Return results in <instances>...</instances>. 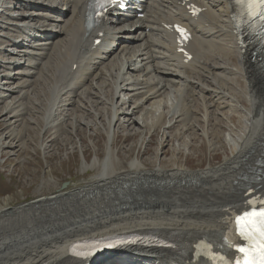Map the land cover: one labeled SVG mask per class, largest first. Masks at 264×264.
Returning <instances> with one entry per match:
<instances>
[{
	"label": "bare ground",
	"instance_id": "bare-ground-1",
	"mask_svg": "<svg viewBox=\"0 0 264 264\" xmlns=\"http://www.w3.org/2000/svg\"><path fill=\"white\" fill-rule=\"evenodd\" d=\"M190 1L202 8L195 17L177 0H145L146 17L130 24L122 23L134 16L109 12L93 32H104V42L94 46L85 28L88 0H0V122L7 129L0 134V162L3 148L27 152L37 131L31 156L39 151L46 165L39 176L26 167L8 170L19 171L21 181L0 198V264H151L153 257L209 264L192 260L196 241L220 237L228 215L264 195V65L253 42L238 45L231 0ZM160 21L191 29L189 62ZM198 96L220 122L203 128L206 164L192 168L186 162L200 128L178 123L189 116L183 97L194 111ZM159 126H181L176 139L188 133L169 157H130L116 145L119 135L138 134L136 151ZM100 130L104 153L89 139L87 159L83 137ZM165 145L161 140L159 148ZM75 148L82 154L80 181L62 187L60 167ZM218 152L223 158L216 163ZM96 235L104 241L97 247ZM114 235L141 240L98 253ZM84 239L92 241L70 252ZM255 249L251 244V256H259Z\"/></svg>",
	"mask_w": 264,
	"mask_h": 264
},
{
	"label": "rangeland",
	"instance_id": "rangeland-1",
	"mask_svg": "<svg viewBox=\"0 0 264 264\" xmlns=\"http://www.w3.org/2000/svg\"><path fill=\"white\" fill-rule=\"evenodd\" d=\"M198 98L199 99L197 100V104L194 106V108H195L194 111H191V110H188V107L190 106V102L187 100L186 97H183V100H182V103L184 102L183 106H186L187 108L185 107L186 109H183V111L182 110L181 111H182V113L189 112V114H188L189 116H184L185 117L184 120H183L184 123H182V122L178 123V124H181V126H183V124H185V123L187 125H189L190 122H191V124H193L195 122L194 124L197 125L200 128L199 131L196 132L198 134L194 135L195 138L197 139L196 142H195V145H194V151L191 152L192 154L189 155V157L187 159V162H186L192 168L200 167V166H203L204 164H206L205 163L206 162V155H205L206 154V144H205V142H203L204 140H202V139H204L203 135H202L203 128L206 125H208L211 121L213 122L214 120H216V121L220 122V119H219L218 116H216L215 112L208 109L207 103L205 102V99L203 97H199V96H198ZM0 105H3V103L0 104ZM192 113L196 114V115H193ZM197 115H198V117H197ZM206 115H207V117H206ZM214 116H216V118ZM188 117H190V119ZM203 118H204V120H203ZM181 126L178 127L177 129H172V128H165L164 129L162 126L161 127L160 126L156 127L155 130L153 131L154 133L148 139L144 140L146 142V145H144L143 147L139 148L136 151H135V149H136L135 147L137 145L136 144V142H137L136 140L138 139V134H135L133 137H128V138H123L122 135H119L118 138H117L116 145L119 148L124 146L125 148H122L121 150L123 151L124 154H128V152H129L128 156H130V157L133 156L135 154V152H137V153L140 152L139 154L142 155V157H144V159L152 157V156H157V155L158 156L169 157V156L174 154L173 152H175L174 145L177 144L178 142H181V141L185 140L186 139L185 136L188 135V133H183L182 132L181 139H178V137L176 139L175 132L179 128H182ZM0 129H1L0 130V134L2 132L4 133V131L5 132L7 131V129L1 124V122H0ZM166 129H167V131H166ZM172 130H173V132H172ZM36 132L37 131L31 133L32 137L30 136L31 137L30 140L32 142L28 140L27 146L29 148H28V151L26 149L27 152H24V150H22L21 149L22 147H20V146L16 147V149L15 148H13V149L12 148H3L4 149L3 157H6L5 158L6 160H5V162H2V163L0 162V198L3 195H5L6 193H9L11 191L13 193V192L18 190L17 183H19L18 181L20 180V176L18 175L19 171H17L16 173H14V175L11 176V175H8V170L10 168H13L14 170H18L19 168H22V167H26L29 170L30 169H36L37 172H38L37 174L39 176L40 170H42V169L44 170V168L46 167V165L43 162L42 158L39 156L40 155L39 151H37V156H35V157L31 156V155H33V153H31V149H32V152H34L33 149H34V147L37 144L38 133H36ZM49 132L51 133V131H49ZM103 132L100 130L96 135L93 134L94 137L86 135V134L84 135L86 137V139H85V137H83L84 143L86 144L85 148H87V152L89 154V156H87V159H88V157L90 159V157L93 156V148H92V146H88V140L89 139L95 140L94 141L95 143L97 142L96 145L98 146V151L100 152V155H103L105 138H106V135ZM28 133H30V132H27V135H28ZM164 134H166V135L164 136ZM183 134H184V136H183ZM201 136H202V139H201ZM163 137H164L165 140L163 139ZM161 140L166 145L164 147H160L161 148L160 149L159 148V144H160ZM157 145H158V147H157ZM130 147H133V148L131 149ZM178 147H180V146H178ZM75 149H77V148H75ZM74 150L72 151V149H70V152L72 151V153L68 154L70 156V160L67 161L66 164H64L65 166H61L60 167L61 169H63L62 170V175L64 176V179H65L63 181V183H62V187L69 185L71 183V181H76V182L80 181V177L77 178V175L79 176V174H77V171H78V168H79V164L82 161V158H81L82 154L80 153V151L78 149L75 150V151ZM181 150L179 152L181 153V156H183L184 151H183V149H181ZM153 151H154V153H153ZM155 151H157V153ZM5 152H7L8 154H6ZM13 152L16 155L7 157L9 155V153H13ZM61 152H63V151H61ZM222 158H223V154L218 152L217 157L214 159V162L217 163V162L221 161ZM22 159H24L23 163H21ZM201 160H203V162H201ZM10 164H12V165H10ZM35 185H36V181L28 184L27 189H26V193H25V197H27V199H32L34 197L32 195V190L35 187ZM15 202H13V203H15ZM99 231H101V230H99ZM100 236H103V235H96L94 237V239H98ZM100 241L102 243L104 242L103 240H100Z\"/></svg>",
	"mask_w": 264,
	"mask_h": 264
},
{
	"label": "snow or ice",
	"instance_id": "snow-or-ice-1",
	"mask_svg": "<svg viewBox=\"0 0 264 264\" xmlns=\"http://www.w3.org/2000/svg\"><path fill=\"white\" fill-rule=\"evenodd\" d=\"M112 0H103L100 4L101 7L104 4L111 3ZM245 2L250 10H253V15L264 20V0H237V3ZM177 31L184 35V30L177 27ZM252 205L251 211H245L242 215L236 217V224L239 227L240 235L249 244L256 245V251L259 254L258 259H246L244 264H264V207H260L258 210L255 207L257 201H249ZM264 204V201H259ZM241 252L247 253L245 248H240Z\"/></svg>",
	"mask_w": 264,
	"mask_h": 264
}]
</instances>
